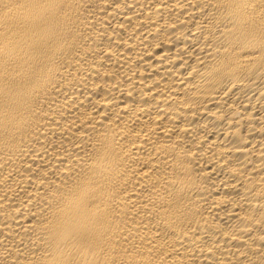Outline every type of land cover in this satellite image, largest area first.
I'll use <instances>...</instances> for the list:
<instances>
[{
    "label": "bare ground",
    "instance_id": "6f19581e",
    "mask_svg": "<svg viewBox=\"0 0 264 264\" xmlns=\"http://www.w3.org/2000/svg\"><path fill=\"white\" fill-rule=\"evenodd\" d=\"M0 264H264V0H0Z\"/></svg>",
    "mask_w": 264,
    "mask_h": 264
}]
</instances>
